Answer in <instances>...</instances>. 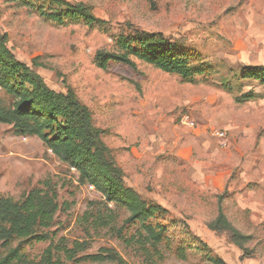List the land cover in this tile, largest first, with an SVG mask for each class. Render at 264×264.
I'll return each mask as SVG.
<instances>
[{
    "label": "rangeland",
    "instance_id": "1",
    "mask_svg": "<svg viewBox=\"0 0 264 264\" xmlns=\"http://www.w3.org/2000/svg\"><path fill=\"white\" fill-rule=\"evenodd\" d=\"M64 1L90 7L96 23L48 19L43 14L55 9L50 0H0V34L7 36L15 58L50 89L71 90L88 107L129 185L146 202L168 210L149 221L165 227V241L146 242L140 225L125 223L124 209L106 204L93 187L81 184L77 172L38 138L17 136L2 124L0 198L19 201L35 189L53 195L57 211L47 232L53 247L74 248L77 257L108 251L124 264H211V259L264 264V190L255 183L241 189L236 150L248 153L264 137V85L236 79L230 70L264 68V26L247 7L260 9L264 0ZM137 33L159 34L178 44L193 55L191 66H206L203 74L189 83L135 58V68L116 62L98 68V51L121 53L119 39ZM226 79L230 89L222 84ZM242 93H253L255 101L237 103ZM183 116L192 127L181 125ZM216 130L226 134L225 146L214 137L217 144L211 141L220 152L216 167L225 173L223 180L220 172L211 177L201 165L204 154L197 144ZM219 200L229 224L250 238L242 248L228 232L209 229ZM49 245L30 240L21 247L36 264ZM57 257L61 264H73L61 252Z\"/></svg>",
    "mask_w": 264,
    "mask_h": 264
},
{
    "label": "trees",
    "instance_id": "2",
    "mask_svg": "<svg viewBox=\"0 0 264 264\" xmlns=\"http://www.w3.org/2000/svg\"><path fill=\"white\" fill-rule=\"evenodd\" d=\"M50 2L55 7L54 13L43 15L55 22H62L64 17L82 18L89 24L97 21L92 9L82 3L70 4L64 0ZM118 44L121 53L97 52L98 68L106 70L109 62L135 68L131 60L135 58L192 83L206 67L191 66L193 55L182 51L178 44L172 45L159 34L137 33L121 37ZM7 45V36L0 34V124L11 126L17 136L38 138L61 163L77 172L81 184L93 187L106 204L124 209L128 213L125 223L140 225L146 242L152 245L164 242L165 227L149 221L167 215L168 210L146 202L129 185L123 170L114 162L109 148L102 141L104 131L94 126L88 107L71 90L58 93L50 89L29 66L15 58ZM32 65L36 66V60ZM230 70L236 79L253 80L264 85V68L261 66L246 67L242 73ZM222 84L230 89L229 79ZM252 94L242 93L236 102L255 101L256 95ZM218 204L217 219L209 229L228 232L231 242L242 248V244L250 238L229 224L220 200ZM56 211L54 196L39 189L31 191L19 201L0 198V264H34L27 259L21 247L22 243L30 240L50 242L36 264H61L57 257L59 252L67 262L73 264L104 261L124 264L113 252L77 257L74 248L66 249L63 245L53 247V238L47 230L53 224ZM14 242L18 244L12 247ZM211 264L225 263L220 259H211Z\"/></svg>",
    "mask_w": 264,
    "mask_h": 264
},
{
    "label": "crops",
    "instance_id": "3",
    "mask_svg": "<svg viewBox=\"0 0 264 264\" xmlns=\"http://www.w3.org/2000/svg\"><path fill=\"white\" fill-rule=\"evenodd\" d=\"M247 7L252 8V13L256 14L253 19L257 22L258 18H261V21H259V23L264 26V7H261L260 9H254V7H252L250 4ZM255 21L254 24H256ZM216 131H212L210 137H206V135L203 134V136L201 137L203 141L200 140L201 144L197 143L200 146V152L204 154V161L200 162L201 165L205 163L206 167H208V173L211 174V177L212 175H215V178L218 176L217 173L220 172L219 170H217L216 165L220 164L222 160L218 159L220 156V152L218 151V149L213 148V145L217 144L216 140L213 139V133ZM211 141H215V143ZM236 150L239 151L240 156L237 159L240 158L239 162L242 168L238 176L241 189L255 183L258 184V187L264 190V137L259 140L258 146L256 148L252 146L251 150L248 153H244L238 148H236ZM230 153H232V151H230ZM211 163L215 164L216 171L213 167H211ZM211 168L213 170H211ZM220 173L222 174L221 180H223L225 177V173L222 171ZM215 178H213V180H215Z\"/></svg>",
    "mask_w": 264,
    "mask_h": 264
},
{
    "label": "built area",
    "instance_id": "4",
    "mask_svg": "<svg viewBox=\"0 0 264 264\" xmlns=\"http://www.w3.org/2000/svg\"><path fill=\"white\" fill-rule=\"evenodd\" d=\"M181 125L183 126H187V127H192L193 126V122L191 120L188 119L187 116H183L180 119ZM213 136L218 139L219 141H221V146H225L226 143L224 142V140L226 139V134L223 131H216L213 133Z\"/></svg>",
    "mask_w": 264,
    "mask_h": 264
}]
</instances>
